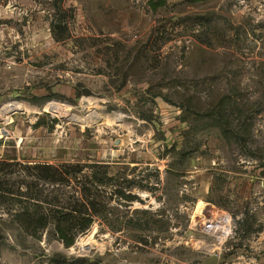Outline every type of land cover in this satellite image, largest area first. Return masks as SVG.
I'll list each match as a JSON object with an SVG mask.
<instances>
[{
	"label": "rangeland",
	"instance_id": "374dc122",
	"mask_svg": "<svg viewBox=\"0 0 264 264\" xmlns=\"http://www.w3.org/2000/svg\"><path fill=\"white\" fill-rule=\"evenodd\" d=\"M61 1L0 0V264H264V0ZM36 163L106 182L70 246Z\"/></svg>",
	"mask_w": 264,
	"mask_h": 264
},
{
	"label": "trees",
	"instance_id": "16d2710c",
	"mask_svg": "<svg viewBox=\"0 0 264 264\" xmlns=\"http://www.w3.org/2000/svg\"><path fill=\"white\" fill-rule=\"evenodd\" d=\"M51 4V3H50ZM56 22L52 24V31L57 40L69 38L70 30L67 22V12L60 0L57 5ZM58 29V30H56ZM92 169L91 166H87ZM105 167V166H102ZM30 176H34L44 183V187L38 188V183L29 186L28 195L30 198L37 200V203L46 202V206H39V209L31 210L26 208L21 215L24 217L20 221V227L31 235H37L44 230L51 228L57 238L66 246L74 243L77 236L84 233L93 223V215L104 212L105 205L102 190L99 186L103 185L104 178L97 179L102 175L100 171H93L88 181L82 184L71 186L69 199L66 203L59 202V191L62 187H55V184L66 183L71 185V180L76 174L89 171L82 165L63 163L53 165L49 163H36L27 165ZM97 179V180H96ZM76 183V182H75ZM101 184V185H100ZM50 186H53L50 188ZM64 187V186H63ZM49 192L53 193L49 194ZM46 193V194H44ZM114 194H123L118 188L113 191ZM78 194L80 197H77ZM5 190H0V198L5 197ZM42 201V202H41ZM35 203V204H37ZM113 228V226H112Z\"/></svg>",
	"mask_w": 264,
	"mask_h": 264
},
{
	"label": "bare ground",
	"instance_id": "6f19581e",
	"mask_svg": "<svg viewBox=\"0 0 264 264\" xmlns=\"http://www.w3.org/2000/svg\"><path fill=\"white\" fill-rule=\"evenodd\" d=\"M52 104H54L55 108H58L61 111H69V108H70V106L67 105L65 109H61L63 107V106L61 107V104H58V103H52ZM85 119L87 120V118ZM81 242H84V239H82Z\"/></svg>",
	"mask_w": 264,
	"mask_h": 264
}]
</instances>
